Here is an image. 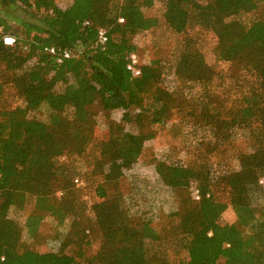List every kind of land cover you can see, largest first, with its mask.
<instances>
[{
  "label": "trees",
  "instance_id": "trees-1",
  "mask_svg": "<svg viewBox=\"0 0 264 264\" xmlns=\"http://www.w3.org/2000/svg\"><path fill=\"white\" fill-rule=\"evenodd\" d=\"M154 1L0 0V264H264V202L255 201L264 196V13L251 22L240 18L264 9V0H163L166 23L182 36L175 74L201 83L206 98L169 89L161 57L139 61L136 76L126 68L129 54H137L134 36L153 23L142 9ZM194 28L213 32L215 60L237 64L254 85L232 100L210 90L220 74L188 33ZM64 50L70 55L58 61ZM41 104L50 110L48 122L28 117ZM96 104L103 112L121 110L120 120L138 128L162 126L174 113L208 129L210 137L197 142L205 149L186 162H155L163 184L179 195L177 210L142 219L129 213L121 192L108 194L107 185L133 166L152 134L110 120L94 135ZM236 129L246 131L249 150L235 149ZM232 148L237 168L213 174L210 154L225 158ZM89 187L98 198L91 204L82 194ZM11 206L24 213L29 236L49 214L71 215L73 237L55 249L22 247ZM228 207L235 219L222 223Z\"/></svg>",
  "mask_w": 264,
  "mask_h": 264
},
{
  "label": "rangeland",
  "instance_id": "rangeland-1",
  "mask_svg": "<svg viewBox=\"0 0 264 264\" xmlns=\"http://www.w3.org/2000/svg\"><path fill=\"white\" fill-rule=\"evenodd\" d=\"M56 1L59 5L64 6L71 0ZM163 8V0H155L151 6L142 9L146 16L152 18L153 23L150 27L138 32L133 38L137 46L136 52L139 61L145 63L153 57H161L165 67L164 82L169 89H181L186 94L191 93L206 98L207 92L201 83L185 82L175 74L174 65L180 50L182 36L168 26L163 17ZM263 13L264 9L260 7L252 12L242 14L240 18L245 19L246 22H251L261 17ZM235 17L238 16L233 15L229 19ZM188 33L196 36L195 41L203 55L204 61L220 74L219 76H213L208 83L210 90L220 92L227 100H232L238 94L247 91L249 87L254 85V76L240 69L237 64L215 60L213 45L216 37L213 32L202 28H194L189 30ZM57 88L59 89L60 85ZM9 92L10 96H12L10 98L14 97V102H17L16 96H13L14 90L11 87ZM91 110L95 119L94 135L105 132L107 121L110 120L121 122L125 130L134 134H152L151 137L142 140L138 159L133 166L126 170L115 184L107 185L108 194L116 191L121 192L129 213L142 219L157 220L166 213L177 210L180 205L179 195L174 189L163 184L155 171V162L156 160H165L169 163L186 162L191 152L197 149L199 151L205 149V147H199L197 142L210 137L208 129L185 124L179 121L174 113L167 118L162 126L144 123L142 127L138 128L133 122L128 124L122 122L120 120L121 110L119 109L103 112L100 106L96 104ZM49 115L50 110L45 104H41L38 108L28 112V117L44 122H48ZM64 115L66 118H71L72 113L68 109L65 110ZM245 135V130H234L233 136L238 143V148L235 146L236 150H249V144L244 141ZM235 149L229 150L225 158H222V155L210 154L209 163L213 174L237 168L238 161L233 154ZM82 194L87 204L98 200L90 187L83 190ZM255 201L264 202V196H257ZM86 214L94 227L92 213L89 209ZM8 216L14 219L21 228L20 245L22 247L28 246L39 251L55 249L60 241L67 239L69 235L73 237L72 235L74 234L73 231H70L71 215H67L64 218H59L56 215H45L39 224L35 236L28 235L24 226L25 215L17 206L10 207ZM234 219V214L231 208L228 207L222 212L219 221L222 223L232 222ZM145 232L150 233L151 231L147 228Z\"/></svg>",
  "mask_w": 264,
  "mask_h": 264
},
{
  "label": "built area",
  "instance_id": "built-area-1",
  "mask_svg": "<svg viewBox=\"0 0 264 264\" xmlns=\"http://www.w3.org/2000/svg\"><path fill=\"white\" fill-rule=\"evenodd\" d=\"M119 20L121 21L122 19L120 18ZM3 39L7 43H10L12 41V38H10V37H4ZM105 39H106V36H105L104 30L103 29L98 30V41L99 42H103V41H105ZM49 51L50 52H54V49L53 48H49ZM69 55H70V52L64 50L62 52V56H60L57 60L60 61L61 58L68 57ZM138 65H139V59H138L137 54L135 52L130 53L129 56H128V61H127V64H126V68L131 72V74L133 76H136V75L139 74ZM75 182L81 183V181H78L77 178L75 179ZM190 191H191V194H192L193 198L197 199L198 198L197 189H195L193 187H190ZM1 259H2V257H1Z\"/></svg>",
  "mask_w": 264,
  "mask_h": 264
}]
</instances>
